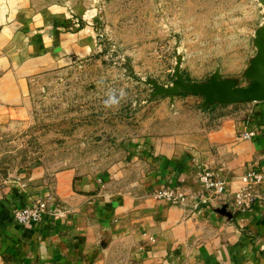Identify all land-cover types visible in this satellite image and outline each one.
I'll return each instance as SVG.
<instances>
[{
  "label": "crops",
  "instance_id": "crops-1",
  "mask_svg": "<svg viewBox=\"0 0 264 264\" xmlns=\"http://www.w3.org/2000/svg\"><path fill=\"white\" fill-rule=\"evenodd\" d=\"M55 7L0 0V117L26 114L30 86L85 49ZM138 131L115 145L103 174L25 169L0 179V264H264V205L234 212L232 191L247 171L263 174L264 100L207 103L199 94L161 99ZM253 130L255 136L241 139ZM214 171L226 191L203 201L198 172ZM176 188L181 205L152 197ZM45 199L35 224L14 208Z\"/></svg>",
  "mask_w": 264,
  "mask_h": 264
},
{
  "label": "rangeland",
  "instance_id": "rangeland-1",
  "mask_svg": "<svg viewBox=\"0 0 264 264\" xmlns=\"http://www.w3.org/2000/svg\"><path fill=\"white\" fill-rule=\"evenodd\" d=\"M58 10L63 29L80 30L85 49L30 86L24 115L0 117V179L25 169L103 174L119 156L109 144L156 112L152 81H203L214 71L248 85L264 18L260 0H33ZM121 91L124 93L120 98ZM115 93L119 103L105 105ZM182 94V93H179Z\"/></svg>",
  "mask_w": 264,
  "mask_h": 264
},
{
  "label": "built area",
  "instance_id": "built-area-1",
  "mask_svg": "<svg viewBox=\"0 0 264 264\" xmlns=\"http://www.w3.org/2000/svg\"><path fill=\"white\" fill-rule=\"evenodd\" d=\"M255 134L256 132L253 130L244 131L240 133V138L249 139ZM198 180L204 202L223 194L228 187V182L225 179L205 167L199 169ZM262 182L263 174L261 172L251 170L240 175L237 185L232 191V208L234 212L246 213L252 209L255 202L264 205V186ZM152 197L173 205H181L184 200L183 193L179 189L167 187L154 190ZM48 207L45 199H37L29 206L14 208L11 211V217L18 224H35L41 221Z\"/></svg>",
  "mask_w": 264,
  "mask_h": 264
},
{
  "label": "water",
  "instance_id": "water-1",
  "mask_svg": "<svg viewBox=\"0 0 264 264\" xmlns=\"http://www.w3.org/2000/svg\"><path fill=\"white\" fill-rule=\"evenodd\" d=\"M260 1L264 6V0ZM254 42L257 53L246 69V75L251 79L248 85H238L233 79H222L218 71H214L203 81H190L184 78L176 66L175 77L170 85L164 86L152 81L155 86L154 93L174 96L179 93L195 92L202 95L207 103L264 100V21L256 31Z\"/></svg>",
  "mask_w": 264,
  "mask_h": 264
},
{
  "label": "clouds",
  "instance_id": "clouds-1",
  "mask_svg": "<svg viewBox=\"0 0 264 264\" xmlns=\"http://www.w3.org/2000/svg\"><path fill=\"white\" fill-rule=\"evenodd\" d=\"M124 93L121 91L120 93V98H123ZM119 103V99L117 98V96L115 95V93L111 94L108 98V100L105 101V105L107 107H111L113 105H116Z\"/></svg>",
  "mask_w": 264,
  "mask_h": 264
},
{
  "label": "trees",
  "instance_id": "trees-1",
  "mask_svg": "<svg viewBox=\"0 0 264 264\" xmlns=\"http://www.w3.org/2000/svg\"><path fill=\"white\" fill-rule=\"evenodd\" d=\"M188 94H197V93H195V92H190V93H188Z\"/></svg>",
  "mask_w": 264,
  "mask_h": 264
}]
</instances>
